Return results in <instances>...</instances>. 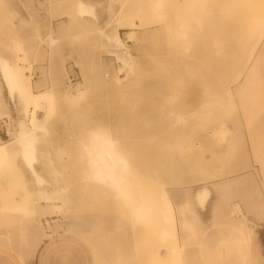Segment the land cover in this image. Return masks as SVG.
<instances>
[{
  "label": "rangeland",
  "instance_id": "1",
  "mask_svg": "<svg viewBox=\"0 0 264 264\" xmlns=\"http://www.w3.org/2000/svg\"><path fill=\"white\" fill-rule=\"evenodd\" d=\"M263 48V0H0V141L33 128L34 93L45 127L31 152L0 156V249L26 264L69 237L89 264H264ZM141 200L148 229L133 223Z\"/></svg>",
  "mask_w": 264,
  "mask_h": 264
},
{
  "label": "bare ground",
  "instance_id": "2",
  "mask_svg": "<svg viewBox=\"0 0 264 264\" xmlns=\"http://www.w3.org/2000/svg\"><path fill=\"white\" fill-rule=\"evenodd\" d=\"M264 1V0H263ZM196 2V1H194ZM243 14V13H242ZM256 14V13H255ZM263 14V13H262ZM260 15V14H259ZM252 19V18H251ZM250 20V19H249ZM251 22V21H250ZM259 36V34H258ZM117 38H119V36H117ZM131 39V38H130ZM120 40V39H119ZM118 41V40H117ZM125 53H127V51H124ZM128 54V53H127ZM125 61V59H122ZM127 60V59H126ZM23 73L20 72V71H13L12 69L10 70V73H9V76L6 77L5 79L8 78V81L7 82H21L23 81L22 78L24 75H22ZM120 78V77H119ZM122 78V77H121ZM125 78V77H124ZM24 79V78H23ZM117 79V78H116ZM123 80V79H122ZM114 83H117L118 84V81H114ZM16 84V83H15ZM18 85V84H17ZM9 87L11 88V86L9 85ZM9 88V89H10ZM18 89V87H17ZM11 90V89H10ZM16 90V89H15ZM20 90V89H19ZM19 93V92H18ZM32 94V93H31ZM40 94V93H39ZM13 95V94H12ZM20 95V93H19ZM37 93H34L33 94V97L31 98V100L28 102H26L25 100V104L23 105V109L24 110H28V104H33V107L34 109L31 110V121H32V125H33V128L31 129H26L25 127V124L24 122H21L20 123V126H19V129L16 131L15 135L14 136V140L10 143H5L3 141H0V156L1 155H4L6 153H8V151H11L10 149H12L15 145L16 146H19L21 147L22 149H24L25 151H30L32 150V148L34 147L35 145V142L37 140V136L39 135L38 131L42 132L45 127H44V121H41V118L38 117L36 115V109H35V104H37V102L39 101V98H37ZM77 97V96H76ZM20 98H23L20 96ZM25 99V98H24ZM22 102V101H21ZM7 110V105L4 101V98H3V95L0 91V114L3 113L4 111ZM23 110V111H24ZM5 113V112H4ZM25 113V111H24ZM46 113V112H45ZM51 113V111H50ZM50 116V114H49ZM49 116H48V119H49ZM3 117H6V116H3ZM2 118V117H1ZM24 118H26L25 116L23 117V120ZM22 120V121H23ZM26 123V122H25ZM216 131V130H215ZM221 131V130H220ZM13 133V132H12ZM223 134V133H222ZM220 135V134H219ZM13 139V138H12ZM11 139V140H12ZM14 150V149H13ZM12 150V151H13ZM23 151V150H22ZM11 153V152H10ZM8 155V154H7ZM32 155V154H31ZM24 156V155H23ZM2 158V157H0ZM26 159V158H25ZM3 160L0 161V163H3ZM125 160V159H124ZM123 160V161H124ZM126 161V160H125ZM126 164L125 162L121 165V166H118V168H116V170L118 171V173L116 175H112L110 174V179L112 178L115 182H116V186H113L114 189L116 190V195H122L124 192H126V184H128V182L126 181V176H124V174L121 173V169H124L126 168ZM112 168L113 167H109V171L111 173L112 171ZM97 174H99L100 172L99 171H96ZM39 177V176H38ZM158 178V177H157ZM127 183H126V182ZM129 185V184H128ZM203 190H206V189H203ZM207 191V190H206ZM114 193V194H115ZM162 193V192H161ZM163 195L162 196V199H163V214L165 216L164 219H166V221L169 219L170 220V225L172 226V224H174V222L172 223L174 216H173V210L171 211V209L173 208V205L172 203L168 200V198L164 195V193H162ZM204 192H200L198 194L199 198L201 199H204ZM207 195H208V192H207ZM48 198H52V196L49 194V193H46V195ZM65 199V198H64ZM51 202V201H50ZM48 202L46 205L43 206V204H39V202L35 199L33 201H28V203H30L33 211L37 214V217H47V216H51L52 213L55 211V205ZM202 203L204 202L203 200L201 201ZM200 202V203H201ZM27 203V202H26ZM63 203L65 204L66 202L63 201ZM64 206V205H63ZM61 207V206H60ZM59 207V208H60ZM66 207V206H64ZM62 208V207H61ZM128 208V207H127ZM153 209V203L152 202H146L144 200H141V202L138 203V205H136L134 208H132V218H133V223H137L138 226H144L146 229L150 228V222L152 221V217H153V212L152 211ZM130 210V209H129ZM36 217V218H37ZM36 218H35V221H34V224H35V228L37 229H40V225L39 223H37L36 221ZM183 221V220H182ZM164 232V231H163ZM165 233V232H164ZM73 234V233H72ZM166 234V233H165ZM168 235V234H166ZM79 236V235H78ZM165 236V235H164ZM163 236V238H164ZM165 239V238H164ZM164 239L162 240L164 242ZM175 239V238H174ZM43 240V238H41V240H39L40 242ZM166 245V244H165ZM175 248L176 245H175ZM174 249V248H173ZM176 250V249H174ZM175 252V251H174ZM34 254V251L31 253V256H33ZM175 254V253H174ZM177 254V252H176ZM177 256V255H176Z\"/></svg>",
  "mask_w": 264,
  "mask_h": 264
},
{
  "label": "crops",
  "instance_id": "3",
  "mask_svg": "<svg viewBox=\"0 0 264 264\" xmlns=\"http://www.w3.org/2000/svg\"><path fill=\"white\" fill-rule=\"evenodd\" d=\"M260 77L264 82V48L260 60ZM243 136L244 149L247 156L244 161L246 166L240 170L249 171L252 168L258 169V164L254 161L252 144L250 143L245 127L243 128ZM0 264L21 263L8 251L0 249ZM26 264H89V256L85 248L77 240L69 237H57L44 242L39 247L33 260L28 263L26 262Z\"/></svg>",
  "mask_w": 264,
  "mask_h": 264
},
{
  "label": "built area",
  "instance_id": "4",
  "mask_svg": "<svg viewBox=\"0 0 264 264\" xmlns=\"http://www.w3.org/2000/svg\"><path fill=\"white\" fill-rule=\"evenodd\" d=\"M76 76H70L68 77V83L70 84H74L75 81H76ZM11 124L9 123V119L8 118H4L2 117L1 120H0V133H5L6 135L8 134L9 132V128H10Z\"/></svg>",
  "mask_w": 264,
  "mask_h": 264
}]
</instances>
